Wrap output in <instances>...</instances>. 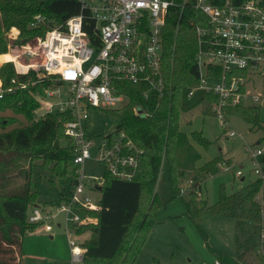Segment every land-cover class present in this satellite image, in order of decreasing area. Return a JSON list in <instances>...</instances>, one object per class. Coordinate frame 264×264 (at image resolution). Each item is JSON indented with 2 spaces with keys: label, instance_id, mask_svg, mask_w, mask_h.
<instances>
[{
  "label": "trees",
  "instance_id": "16d2710c",
  "mask_svg": "<svg viewBox=\"0 0 264 264\" xmlns=\"http://www.w3.org/2000/svg\"><path fill=\"white\" fill-rule=\"evenodd\" d=\"M195 1L189 0L182 15L178 8L169 9L164 30L166 90L161 98L150 100V116L139 117L133 112L134 105L145 102L139 91L141 86L120 83L130 101L122 109L123 120L119 127L144 150L142 168L132 181L119 180L105 173L100 200L102 209L87 212L97 218V223L78 227L79 233L88 234L83 244L87 248L83 264L135 263L157 223L158 209L162 205L152 189L163 159L167 161L176 195L182 197L179 179L192 171L193 188L188 199L182 197V200L186 213L204 234L201 220L206 214L236 221L235 241L241 250L235 257L220 253L216 264H264V242L248 244L251 232L264 226V178L258 177L231 194L222 191L220 200L210 205L200 197L201 170L196 166L199 155L188 135L180 129L183 113L196 106H200L203 113H210L212 102L217 100L213 93L201 90L188 97V92L199 84L195 27L206 25L205 16L194 7ZM223 1L211 0L214 4ZM242 1L234 0L236 3ZM261 1L264 4V0ZM80 12L77 0H0V55L8 51L7 36L13 28L19 30L16 44H25L45 36L49 28ZM84 13L89 17L88 12ZM38 14L45 17V23L33 28L31 22ZM85 29L91 34L87 25ZM0 79V264H21L24 239L27 234L37 231V225L28 221L29 210L39 203L43 194L33 178L34 166L51 173L49 190L54 189L55 195L52 200H43L42 204L56 205L75 185L78 165L74 161L75 148L64 132L66 115L48 114L34 120L35 110L40 106L39 96L50 85L49 79L33 84L38 80L36 72L17 74L12 61L0 67ZM225 109L247 120L253 130L261 123L260 107L256 105L241 103ZM9 112L13 114H7ZM17 115L24 117L28 124L10 129L18 121ZM200 139L206 142L205 138ZM219 159L203 170L217 173L214 163ZM25 160L29 161L27 168L11 173L17 161ZM40 173L38 171L37 175ZM16 178H21V185H17ZM244 232L247 237L240 239L239 234Z\"/></svg>",
  "mask_w": 264,
  "mask_h": 264
},
{
  "label": "built area",
  "instance_id": "2783aa9c",
  "mask_svg": "<svg viewBox=\"0 0 264 264\" xmlns=\"http://www.w3.org/2000/svg\"><path fill=\"white\" fill-rule=\"evenodd\" d=\"M77 1L81 12L49 28L45 36L25 44H16L19 34L12 39L15 42L13 62L16 73L34 71L38 80L33 84L46 79L51 82L39 96V108L45 107L46 112L43 115L35 113L34 120L48 114L67 117L64 132L76 152V183L60 204L37 203L32 206L28 221L37 225V231L51 230L53 220L63 213L64 222L58 225L65 228L71 264H83L87 251L83 244L88 234L79 233L78 227L96 224L97 218L87 212L102 209L100 201L93 202L87 192V160L94 158L104 166L103 174L93 178L95 188L101 192L106 172L119 180H134L141 171L144 154L129 133L120 127L101 135L96 144L88 133L89 112L99 107H115L122 112L130 101L120 84L126 82L141 86L139 91L145 101L134 105V114L139 117L152 114L150 100L161 98L166 90L164 30L169 9L178 8L182 15L189 2ZM194 7L205 16L206 25L195 27L199 84L188 92V97L191 98L197 90L213 93L217 100L212 102V108L216 116L227 123L223 113L225 107L247 103V98L256 104L262 99L259 94H245L242 89L248 74L264 76V4L261 0L240 3L224 0L220 4L196 0ZM84 12H88L89 17ZM43 23L45 17L38 14L30 26L37 28ZM86 25L91 34L86 31ZM12 45L8 46L12 48ZM24 58L27 62H22ZM227 135L240 136L234 130L228 131ZM248 150L255 164V173L264 178V148L248 147ZM243 174L241 169L236 172L239 177ZM259 238L263 243L264 226L259 230Z\"/></svg>",
  "mask_w": 264,
  "mask_h": 264
},
{
  "label": "rangeland",
  "instance_id": "374dc122",
  "mask_svg": "<svg viewBox=\"0 0 264 264\" xmlns=\"http://www.w3.org/2000/svg\"><path fill=\"white\" fill-rule=\"evenodd\" d=\"M18 34V29L13 28L8 33L7 38L15 40L14 35ZM14 47L15 42L12 48L8 47L6 54L0 55V59L3 60L0 62V67L5 62H13L11 57L16 53L13 51ZM22 62H27V59L24 58ZM1 87L2 81L0 79V89ZM242 90L250 96L259 94L262 97L257 104L251 98H247V101L246 98L244 99L247 102L246 105L260 107L261 123L254 130L251 129L247 120L227 109L223 110L227 123H223L216 116L213 108L210 113H203L200 106L183 113L181 118L180 129L188 135L191 144L199 155L196 166L201 170L200 197L207 200L210 205H214L220 200L222 191L231 194L260 177L254 171L255 164L250 157L251 152L248 147L253 149L264 148V76L260 73L248 74ZM45 112V107L35 111L36 115H43ZM17 118L18 121L11 125L10 129L28 124L24 117L17 115ZM122 120L121 110L115 107L111 109L92 108L88 118V133L97 144L101 135L116 130ZM230 130H234L240 136L228 137L227 132ZM201 137L205 138L206 142H203ZM95 155L96 152L93 150V156ZM218 157L220 159L214 163L217 173H206L203 168ZM28 166V160L17 161L11 173H16L18 169ZM33 169V178L43 191L39 197V203L42 204L43 200H52L55 193L54 189L49 190L48 177L51 175L50 171L35 166ZM238 169L243 171L244 180H242V176L236 175ZM38 171L41 172V175H37ZM103 171L104 166L94 158L87 160L85 166L87 192L95 203L100 201L102 193L95 188L96 184L93 178L101 176ZM192 176V171H189L178 182L180 194L185 199H188V193L193 188ZM21 182V178H16L17 185H21ZM152 190L157 193L162 205L158 209L157 223L134 264H216L220 253L235 257L237 251L241 250L235 241L236 221L234 219L206 214L201 220L205 234L198 228L186 213L182 197L176 195L172 189L168 164L165 159L162 161L158 180ZM60 222H64L63 213H60L53 220L51 230H39L27 234L23 242L21 264H71L67 235L64 226L58 225ZM251 233L248 244L258 245L260 243L259 229L256 228ZM239 235L240 239L241 236L242 238L247 237L245 232Z\"/></svg>",
  "mask_w": 264,
  "mask_h": 264
},
{
  "label": "water",
  "instance_id": "95a60500",
  "mask_svg": "<svg viewBox=\"0 0 264 264\" xmlns=\"http://www.w3.org/2000/svg\"><path fill=\"white\" fill-rule=\"evenodd\" d=\"M7 41L10 43V44H13L14 43V41L12 40V39H8L7 38ZM242 180H244V178H242ZM99 189L101 190V188L99 187ZM84 216V215H83Z\"/></svg>",
  "mask_w": 264,
  "mask_h": 264
},
{
  "label": "bare ground",
  "instance_id": "6f19581e",
  "mask_svg": "<svg viewBox=\"0 0 264 264\" xmlns=\"http://www.w3.org/2000/svg\"><path fill=\"white\" fill-rule=\"evenodd\" d=\"M15 30V29H14ZM15 33V32H14ZM11 60H14V55L11 57Z\"/></svg>",
  "mask_w": 264,
  "mask_h": 264
},
{
  "label": "crops",
  "instance_id": "0c3cea01",
  "mask_svg": "<svg viewBox=\"0 0 264 264\" xmlns=\"http://www.w3.org/2000/svg\"><path fill=\"white\" fill-rule=\"evenodd\" d=\"M1 55H4V54H1ZM242 178H244V179H245V177H244V174H243ZM51 237H53V236H51Z\"/></svg>",
  "mask_w": 264,
  "mask_h": 264
}]
</instances>
